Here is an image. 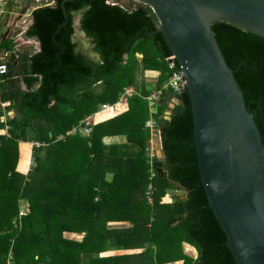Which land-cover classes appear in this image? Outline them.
<instances>
[{
    "label": "trees",
    "instance_id": "16d2710c",
    "mask_svg": "<svg viewBox=\"0 0 264 264\" xmlns=\"http://www.w3.org/2000/svg\"><path fill=\"white\" fill-rule=\"evenodd\" d=\"M52 1L31 10L32 23L23 32L40 49L17 52L16 59L5 61L7 74L1 77L0 103L9 101L6 109L14 114L0 120V264L9 250L14 264H236L201 182L185 89L175 95L168 119L163 117L168 94L153 113L162 171L154 166L156 174L148 178L150 113L144 96L150 88L138 85L136 77L158 71L159 85L171 71V51L156 31L151 8L133 0V5L69 0L65 18L62 0ZM78 11L97 60L76 50ZM211 30L264 146V38L225 21L212 23ZM13 48L11 38L0 40V51ZM172 69H178L175 60ZM16 73L25 89L16 84ZM124 87L138 94L117 102ZM94 112L88 134L69 132ZM108 136L117 139L108 144ZM31 140L41 145L32 148L35 164L26 170ZM148 183L152 189L146 194ZM170 189H183L184 199ZM21 200L28 210L14 227ZM113 221L128 224L109 226Z\"/></svg>",
    "mask_w": 264,
    "mask_h": 264
},
{
    "label": "water",
    "instance_id": "95a60500",
    "mask_svg": "<svg viewBox=\"0 0 264 264\" xmlns=\"http://www.w3.org/2000/svg\"><path fill=\"white\" fill-rule=\"evenodd\" d=\"M133 1L151 8L156 31L183 71L197 166L226 245L236 264H264V146L211 30L212 23L225 21L264 38V0ZM157 158L153 166L161 172V151Z\"/></svg>",
    "mask_w": 264,
    "mask_h": 264
},
{
    "label": "built area",
    "instance_id": "2783aa9c",
    "mask_svg": "<svg viewBox=\"0 0 264 264\" xmlns=\"http://www.w3.org/2000/svg\"><path fill=\"white\" fill-rule=\"evenodd\" d=\"M106 3L115 4L116 0H106ZM170 59H171V61H169ZM167 60H168L169 68L171 69L170 73L161 82V84H159V85L153 84L151 86L150 91L147 93L146 96H144V98L147 101V105H148L149 113H150L149 118L145 121V127L149 131V137H148V140L146 143L148 163L151 165V167L149 168V176H148L149 180H151L156 174V171L153 168L154 167L153 163L155 162V157L157 158L158 151L161 150L160 133H159L157 121H156L153 113L155 112L156 107H157L161 98L167 99L168 96H171L170 102L165 100L167 107H168V104L172 103V100L175 98V95L180 94L181 91L183 89H185V82L186 81L184 78L183 71L179 67H178V69H172L173 63H174V59H173L172 55L167 57ZM6 74H7V64L5 61L1 60L0 61V78ZM134 94H138V92L134 88L124 87L120 93V96H119V99L117 102L122 100L125 96L134 95ZM165 94L166 95L168 94V96L164 97ZM117 102L112 103V104L111 103H102L100 105V109L101 110L108 109L109 107L115 105ZM1 105L3 108L5 107L3 103H1ZM170 109L171 108L168 107V109L164 112V115H163L164 118H167L168 113L170 114ZM6 118H7L6 112H5V110H3V114L0 116V120L5 121ZM94 118H95V112L90 114V115L85 116L84 118H82L80 120L78 125L73 126L69 132L73 133V132L78 131L83 135L88 134L90 132L91 125L94 123ZM4 129L6 132V130L8 129L7 124H5ZM28 144L30 146V152H29V158H28L26 170H28L32 166H34L35 162H34V158L32 155V150H33L32 148L34 146L37 147V146L41 145V142L36 141V140H31V141H28ZM151 189H152V184L148 183L146 194ZM27 206H28V203L25 200H21L18 213L12 220L14 227H17L20 225L21 217L28 210ZM5 264H14V256H13L12 250L8 251Z\"/></svg>",
    "mask_w": 264,
    "mask_h": 264
},
{
    "label": "rangeland",
    "instance_id": "374dc122",
    "mask_svg": "<svg viewBox=\"0 0 264 264\" xmlns=\"http://www.w3.org/2000/svg\"><path fill=\"white\" fill-rule=\"evenodd\" d=\"M120 2L123 5H133L130 0H116ZM53 1L52 0H12V5L10 7H6L5 5V0H0V40L3 38H11L14 41V48H13V53L12 52H3L0 51V61H8V60H13L16 59L17 56L15 55L17 52H23V51H28L32 52L37 49V43L38 41H33V38H26L23 36V32L25 31V27L29 24L31 15L30 12L33 8L43 5V4H51ZM138 3V2H137ZM81 15V11L75 12L74 13V20H73V27H74V33H73V40L76 43V50L80 51L81 53L85 54L92 60H97L98 55L94 52L92 48V43L87 38L82 30L79 27V17ZM138 58L140 55H137ZM18 66V63L16 64V67ZM140 72L137 73V83L139 85V76ZM149 80L146 85L149 86L153 81V79L150 78H155L157 75L156 73L151 75L147 74ZM144 79V77H143ZM153 84V83H152ZM97 89H99V86H96ZM32 134V133H30ZM111 143V142H109ZM108 143V144H109ZM161 151V150H160ZM159 152V151H158ZM162 156V153H161ZM179 190V189H178ZM178 190H169V192H176L177 195H179L180 199H182L185 195V193L182 191L180 194L178 193ZM63 235L66 237H72V238H78L76 237L75 234H70L67 232H63ZM185 251L190 253L191 255H195L194 251H191L190 249H187L185 246ZM85 259V256L83 257Z\"/></svg>",
    "mask_w": 264,
    "mask_h": 264
},
{
    "label": "crops",
    "instance_id": "0c3cea01",
    "mask_svg": "<svg viewBox=\"0 0 264 264\" xmlns=\"http://www.w3.org/2000/svg\"><path fill=\"white\" fill-rule=\"evenodd\" d=\"M33 41H34V39H33ZM36 41V40H35ZM37 50V49H36ZM156 73V75L158 76V71H155V70H145L144 72H142L141 74H140V76H139V81H140V83L139 84H144L145 86L147 85V84H149L150 83V80H149V83H147L148 82V80L146 79V78H148V76H147V74H151V75H153V74H155ZM157 76L155 77V78H150V79H153V81L154 82H152L153 84H155V81H156V78H157ZM13 77H17L18 79H19V81H17L16 82V84L21 88V89H25V85H24V83H23V81L21 80V74L20 73H16ZM143 77H144V79H143ZM3 81L5 82V79L4 78H1L0 79V88H1V86L3 85ZM150 84L149 86H147V88H150L151 89V86L153 85V84ZM1 90V89H0ZM168 102H170V101H168ZM1 103H3L4 104V108L2 107V105H1ZM0 103V105H1V107H2V109L3 110H5V112H6V116L8 117V118H10V117H12L13 116V114H14V111L13 110H7L6 109V106L9 104V101H5V102H1ZM95 118H96V115H95ZM95 118H94V120H95ZM117 138L116 137H110V136H108V137H105V142L106 143H109V142H114L115 140H116ZM30 152V151H29ZM107 178H109V174L107 175ZM128 224V222H124V221H113V222H108V225L109 226H111V227H115V226H125V225H127ZM67 233H70V234H75L76 235V237L78 236V238H75V239H80L81 238V234H77V233H71V232H67ZM70 238H72V237H70ZM180 263V261H176V262H174V263H162V264H179Z\"/></svg>",
    "mask_w": 264,
    "mask_h": 264
},
{
    "label": "bare ground",
    "instance_id": "6f19581e",
    "mask_svg": "<svg viewBox=\"0 0 264 264\" xmlns=\"http://www.w3.org/2000/svg\"><path fill=\"white\" fill-rule=\"evenodd\" d=\"M27 163H28V161H27Z\"/></svg>",
    "mask_w": 264,
    "mask_h": 264
}]
</instances>
